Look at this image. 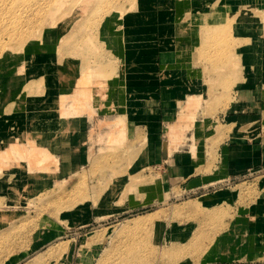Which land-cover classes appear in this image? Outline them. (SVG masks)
<instances>
[{
  "label": "rangeland",
  "instance_id": "rangeland-1",
  "mask_svg": "<svg viewBox=\"0 0 264 264\" xmlns=\"http://www.w3.org/2000/svg\"><path fill=\"white\" fill-rule=\"evenodd\" d=\"M247 1L0 0V153L51 156L0 160V264H264V168L211 171L225 138L258 133L225 114L243 47L264 45V0ZM177 77L166 116L145 114ZM150 139L202 150L210 184L172 186L142 160Z\"/></svg>",
  "mask_w": 264,
  "mask_h": 264
},
{
  "label": "crops",
  "instance_id": "crops-1",
  "mask_svg": "<svg viewBox=\"0 0 264 264\" xmlns=\"http://www.w3.org/2000/svg\"><path fill=\"white\" fill-rule=\"evenodd\" d=\"M247 2L249 3V0ZM239 16V18L243 20L249 21L251 19L250 16ZM260 28L261 27H258L257 30L259 31ZM245 31V27L242 28L243 36L245 35ZM260 42L261 41L259 40L258 44H256V46L254 45V47L252 48H250L249 45L247 48L243 47L241 62L242 71L240 77L241 80L240 87H238L239 91L233 95L231 93V98L235 99V101L230 106V111L225 113L228 116V119H236L233 116L235 113H239L240 116L237 117L238 120L250 124L257 123V125H259L257 126L258 133L256 135H252L253 138L250 141L247 140L244 142H232L229 141L228 138H225V140L219 144L212 155V158H215L212 169L214 168L215 171L214 169H211V171H214L217 175H220L219 178L221 179H226L235 175V173L251 167L254 169L264 168V130L262 129L263 127L260 126L262 125V122H264V95L262 92L264 90V45H261ZM252 51L257 52L258 54L257 56H253V60L250 59V52ZM177 78L178 79H165L162 81V85L164 86H162V89L159 92V96L152 98L153 101L148 102L145 114L151 117H156L157 115L161 116L162 114V116H166L164 115V113L170 111L169 109L172 108V101H170L169 104H166L165 98L162 97L168 96L171 100H175L177 89L173 88V85L175 83L177 84L182 82V79H180V77ZM189 90L190 88H187L185 92L189 94ZM166 107L168 108L167 110H165ZM66 116H71L70 119L77 118V115ZM59 119L64 118L59 117ZM179 119L182 120L181 116H179ZM77 126L79 127V124ZM78 136L79 135H77V137ZM84 136L85 134L83 133V138ZM194 137H196V133L194 134ZM10 145L14 146L13 144ZM33 147L50 156V154L47 153L45 149H41L35 145ZM171 147L172 145L169 140L168 142L167 140L160 142L158 140L150 139L149 141H147L145 151L141 155L142 160L147 164L152 162H159L163 164L166 179H168L169 183L172 186H178L180 187V189L182 188L183 191L199 190V188L210 184L209 177L205 178V176H203L200 172L203 167L202 164L208 158L204 155V152L202 150L199 155H193L189 149H186L184 146L181 147V145H179L178 151H173L172 149H170V151L168 152L165 151L166 149ZM200 148L203 149V146H200ZM25 150L26 147H22L18 151L20 153H23L25 152ZM175 152L177 154H175ZM68 154L69 163L71 165L72 156L70 155V153ZM65 162L63 161L64 171H66L67 169L64 166L66 165ZM215 165L217 166L215 167ZM261 187L264 189V179ZM262 200L263 203H259L256 206L258 207L259 212L261 211V213H264V193ZM257 226H263L264 228V218L262 219L261 217L260 219H258Z\"/></svg>",
  "mask_w": 264,
  "mask_h": 264
},
{
  "label": "bare ground",
  "instance_id": "bare-ground-1",
  "mask_svg": "<svg viewBox=\"0 0 264 264\" xmlns=\"http://www.w3.org/2000/svg\"><path fill=\"white\" fill-rule=\"evenodd\" d=\"M82 76V75H81ZM87 77V76H86ZM83 79V78H82ZM84 79H86V78H84ZM81 80V79H80ZM83 81V80H82ZM79 88H80V86H79ZM78 89V88H77ZM88 94V93H87ZM86 94V95H87ZM85 95V96H86ZM89 95V94H88ZM81 97L83 98L84 96L83 95H81ZM99 97H101V95L99 96ZM77 98H78V96H76V100H77ZM74 100H75V98H74ZM73 100V101H74ZM188 103V102H187ZM70 105V104H69ZM74 104L72 103L70 106H66L65 104H61V106H59V108H61L60 110H62V115H65V114H67L68 113V111L71 109V110H73V111H76V109H74ZM185 108L187 109H189V103L187 104V107L185 106ZM186 111H188V113H189V110H186ZM184 112V111H183ZM187 113V114H188ZM115 119V118H114ZM113 120V119H112ZM106 122V121H105ZM113 124V123H116L115 124V126H117L118 127V129H119V132H117L116 133V136H115V138H114V142H116V140L118 139V138H122V137H124V124L122 125V123H121V120H119V119H116L114 122H110V123H108V124ZM123 123H125V122H123ZM102 124H106V123H104V122H102ZM19 148V147H18ZM8 151V152H7ZM7 151H3V152H1L0 153V160L2 159V160H5V159H9V155L10 154H13V156H14V154H16L18 157L16 158V159H21V160H23L24 158L27 160V163H34V164H36V165H41V164H43L44 162H46V161H49V159H50V156H48L47 154H45L44 152H42L41 150H39V149H36L35 147H33V146H31V148L30 149H26L25 151H26V153H20L19 151H18V149L16 148V146H11L10 144H8L7 145ZM12 156V155H11ZM10 156V157H11ZM15 159V158H14ZM13 159V160H14ZM3 162V161H2ZM5 162V161H4ZM34 164H32V165H34ZM0 165H2V164H0ZM35 165V166H36ZM0 167H2V166H0ZM0 169H2V168H0ZM64 183V182H63Z\"/></svg>",
  "mask_w": 264,
  "mask_h": 264
},
{
  "label": "water",
  "instance_id": "water-1",
  "mask_svg": "<svg viewBox=\"0 0 264 264\" xmlns=\"http://www.w3.org/2000/svg\"><path fill=\"white\" fill-rule=\"evenodd\" d=\"M163 147H164V144H163Z\"/></svg>",
  "mask_w": 264,
  "mask_h": 264
}]
</instances>
